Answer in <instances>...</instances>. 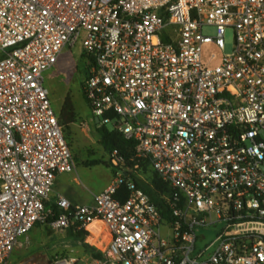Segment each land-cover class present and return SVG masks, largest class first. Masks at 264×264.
<instances>
[{
    "label": "built area",
    "instance_id": "1",
    "mask_svg": "<svg viewBox=\"0 0 264 264\" xmlns=\"http://www.w3.org/2000/svg\"><path fill=\"white\" fill-rule=\"evenodd\" d=\"M77 45L91 123L133 141L136 163L115 149L110 184L55 219L57 177L76 170L45 76ZM142 165L166 209L133 180L150 184ZM49 222L102 225L90 264H264V233L237 231L264 227V0H0V264Z\"/></svg>",
    "mask_w": 264,
    "mask_h": 264
},
{
    "label": "rangeland",
    "instance_id": "2",
    "mask_svg": "<svg viewBox=\"0 0 264 264\" xmlns=\"http://www.w3.org/2000/svg\"><path fill=\"white\" fill-rule=\"evenodd\" d=\"M204 33L215 37L216 29L206 27ZM233 47L234 32L228 29L225 34L224 54H231ZM212 56L215 59L210 66L220 64L221 53L214 46L205 45L203 47L204 60L209 61ZM85 75L86 60L82 56L80 46L77 45L75 48H67L63 51L55 67L45 76V86L50 91L53 107L58 114L68 97L74 104L77 120L71 126L69 133H71V150L75 160V170L78 172L77 183L72 184L71 187H63L62 190L75 192L80 195L81 200L86 201L91 200V193H99L107 185L112 168H108L109 155L100 142L98 128L101 127L91 123V111L82 90ZM107 128L111 130V126ZM95 162H100V164L95 165ZM87 232L89 236L92 235L91 232ZM210 234L212 237V233ZM75 244V239L71 236L69 229L56 228L52 226V222L40 223L21 239L11 255L9 264H54L56 261L65 259H74L76 264H87L83 256L77 257V251L89 257L91 254Z\"/></svg>",
    "mask_w": 264,
    "mask_h": 264
},
{
    "label": "trees",
    "instance_id": "3",
    "mask_svg": "<svg viewBox=\"0 0 264 264\" xmlns=\"http://www.w3.org/2000/svg\"><path fill=\"white\" fill-rule=\"evenodd\" d=\"M84 82V80H83ZM83 87V83H82ZM59 120L63 127V131L67 142L71 148V140L70 136L71 133V126L76 123L77 116L74 104L70 97H68L61 109L59 114ZM68 131V132H67ZM98 134L100 136V142L104 147L107 154H111L115 149H117L122 155H124L127 160L128 164L133 167L135 165V161H133V157L136 153V146L133 141L127 140L123 135L119 134L118 132L114 131L113 129H108L107 126L98 128ZM95 165H99L100 162H95ZM108 168H111L108 163ZM143 172L148 176L150 180V184L145 183L142 179L138 178L137 175H133V180L137 183V185L142 188L149 196L151 197L152 201L158 204L163 209H166L165 201L160 198L161 194H166L169 192L168 185L163 182L157 174L148 170L147 165H142ZM112 173L115 171L112 170ZM123 198H127L128 192L123 190ZM53 212L55 214V219L63 214L65 211L63 209H59L57 206L52 207ZM71 236L75 239L76 246H81L87 253L91 254L93 259H101L103 255L101 252L105 250L106 243L102 241V237L105 238L104 235V228L101 224L95 223L89 227L92 235L89 236V233L86 230H76V229H69ZM89 236V237H88ZM88 237V238H87ZM87 238V243H85ZM99 245L101 247V251H96L95 246ZM93 247V248H92Z\"/></svg>",
    "mask_w": 264,
    "mask_h": 264
},
{
    "label": "crops",
    "instance_id": "4",
    "mask_svg": "<svg viewBox=\"0 0 264 264\" xmlns=\"http://www.w3.org/2000/svg\"><path fill=\"white\" fill-rule=\"evenodd\" d=\"M75 174V175H73ZM73 174H63V175H59L57 177V180L55 182V188H54V192L53 195L51 197L50 203H49V207L52 208L53 206H57L60 210L62 209L60 207V200L61 199H65L67 200L71 206H76V205H83V204H88L91 203L93 201V197L94 195H97L99 193H101L112 181L113 179V173L111 174L110 180L108 181L107 185L99 192V193H91V200H81L80 195H77L75 192L71 193L69 191H64L62 190L63 187H71L72 184H76L77 183V179H76V175L78 174L77 170L75 173ZM88 231L91 232L88 228ZM104 236V235H103ZM87 239V238H86ZM102 241H104V238H101ZM95 249L101 251L100 246L96 244ZM77 257H82L84 258V261L87 264H90L91 261L93 260L92 257H89L88 255H83L80 251H77ZM11 258V257H10ZM10 258L8 259L7 264H9Z\"/></svg>",
    "mask_w": 264,
    "mask_h": 264
},
{
    "label": "bare ground",
    "instance_id": "5",
    "mask_svg": "<svg viewBox=\"0 0 264 264\" xmlns=\"http://www.w3.org/2000/svg\"><path fill=\"white\" fill-rule=\"evenodd\" d=\"M243 230H254V231H260L264 233V227L258 224H248L244 226H240L237 228V231H243Z\"/></svg>",
    "mask_w": 264,
    "mask_h": 264
},
{
    "label": "water",
    "instance_id": "6",
    "mask_svg": "<svg viewBox=\"0 0 264 264\" xmlns=\"http://www.w3.org/2000/svg\"><path fill=\"white\" fill-rule=\"evenodd\" d=\"M99 122V120L98 119H96V123H98Z\"/></svg>",
    "mask_w": 264,
    "mask_h": 264
}]
</instances>
